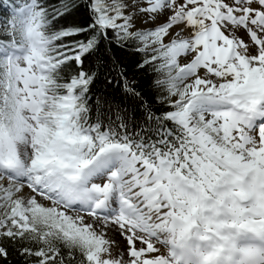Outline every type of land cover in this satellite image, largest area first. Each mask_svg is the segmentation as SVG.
<instances>
[{"label": "snow or ice", "instance_id": "6c2138e0", "mask_svg": "<svg viewBox=\"0 0 264 264\" xmlns=\"http://www.w3.org/2000/svg\"><path fill=\"white\" fill-rule=\"evenodd\" d=\"M0 264H264V0H0Z\"/></svg>", "mask_w": 264, "mask_h": 264}]
</instances>
